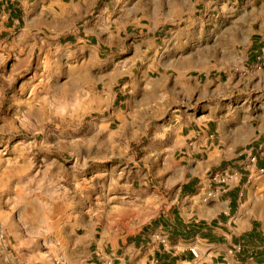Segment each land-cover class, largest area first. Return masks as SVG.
I'll list each match as a JSON object with an SVG mask.
<instances>
[{"label": "rangeland", "instance_id": "374dc122", "mask_svg": "<svg viewBox=\"0 0 264 264\" xmlns=\"http://www.w3.org/2000/svg\"><path fill=\"white\" fill-rule=\"evenodd\" d=\"M75 1L0 7V264H62L63 225L87 214L81 209L91 196L88 179L100 169L87 157L105 134L95 116L82 111L86 97L77 95L98 88L106 94L131 65L136 77L140 71V59L104 51L91 64L100 73L108 61L114 74L89 75L86 58L74 53L77 36L107 41L101 37L107 28L128 46L142 29L168 38L172 31L202 28V34L186 33L192 42L162 44L167 60L178 64L168 66V77L198 80V94L208 95L196 101L218 106L223 118L243 105L264 107V0ZM137 79L128 94L141 93ZM118 150L114 159L128 156L124 145Z\"/></svg>", "mask_w": 264, "mask_h": 264}, {"label": "crops", "instance_id": "0c3cea01", "mask_svg": "<svg viewBox=\"0 0 264 264\" xmlns=\"http://www.w3.org/2000/svg\"><path fill=\"white\" fill-rule=\"evenodd\" d=\"M15 1L23 2L0 0V7ZM104 31L108 40L97 43L77 36L74 53L86 58L88 74H114L108 61L100 73L91 64L104 51L140 59V71L136 77L133 65L123 73L116 66L127 81L119 76L106 94L98 88L77 95L86 97L82 111L95 116L96 129L105 134L88 153L100 169L88 179L91 196L81 209L87 214L63 225L60 240L67 245L60 263L264 264V107L243 105L223 118L218 106L196 101L208 95L198 94V80L168 77V66L178 64L167 60L162 44L192 42L186 33L202 34V28L172 31L168 38L142 29L128 46L126 37ZM251 41L254 56L257 43ZM133 78L140 94H128ZM256 112L261 115L253 117ZM123 145L128 156L114 159ZM219 169H237L242 178L224 185L213 177Z\"/></svg>", "mask_w": 264, "mask_h": 264}, {"label": "built area", "instance_id": "2783aa9c", "mask_svg": "<svg viewBox=\"0 0 264 264\" xmlns=\"http://www.w3.org/2000/svg\"><path fill=\"white\" fill-rule=\"evenodd\" d=\"M214 179L218 180L224 185H233L242 178V173L240 171H231L227 169L217 170L214 173ZM240 246V245H239ZM238 246V247H239ZM195 256H199V251L196 248L191 250Z\"/></svg>", "mask_w": 264, "mask_h": 264}]
</instances>
